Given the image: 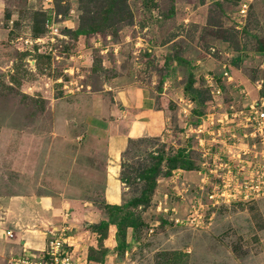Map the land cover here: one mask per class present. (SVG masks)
Here are the masks:
<instances>
[{
    "label": "rangeland",
    "instance_id": "obj_1",
    "mask_svg": "<svg viewBox=\"0 0 264 264\" xmlns=\"http://www.w3.org/2000/svg\"><path fill=\"white\" fill-rule=\"evenodd\" d=\"M239 1L127 0L132 16L76 35L77 0H0V196H59L68 200L64 216H77L83 227L87 212L108 218L103 202L118 193L126 201L141 183H119V192L118 183L108 186L104 129L118 117L143 116L130 109L145 92L154 108L145 112L144 135L130 138L123 150L124 171L134 175L151 162L152 151L170 153L180 146L197 166L190 176L175 169L157 179L155 207L146 213L138 208L148 227L127 236L134 246L124 257L133 262H121L122 256L117 264L264 259V195L228 198L242 191L236 179L239 184L251 177L254 187L264 185V144L234 136L232 128H243L246 114L235 122L227 117L264 97V53L257 49L264 46V0H252L248 14L238 17ZM102 5L89 2L93 11ZM40 11L49 20L34 37ZM224 37L230 41L220 45ZM224 66L226 79L220 75ZM208 73L217 76L219 93H213ZM190 74L195 84L211 85L213 95L196 125V104L183 93ZM118 126L115 131L126 129L123 121ZM226 162L229 167L220 165ZM194 212L203 217L185 224ZM173 251L182 256L173 257Z\"/></svg>",
    "mask_w": 264,
    "mask_h": 264
},
{
    "label": "crops",
    "instance_id": "obj_2",
    "mask_svg": "<svg viewBox=\"0 0 264 264\" xmlns=\"http://www.w3.org/2000/svg\"><path fill=\"white\" fill-rule=\"evenodd\" d=\"M141 98L138 100L140 101L139 104L135 101V109L130 110L143 114V116H128L129 118L127 121L123 118L126 116H123L122 120L118 117V119H115L114 122L110 121L107 128L104 129L107 154L105 181L108 186L110 183H118V192L119 189H121L119 184L121 182L118 179V174L121 168L120 158L124 152L123 150L126 149L129 138L144 135V130L147 126L146 118H144V116H146L145 112L152 111L154 108V100L148 93L146 94L143 92V96ZM261 99L264 100L262 97ZM142 101L143 104H140ZM245 109H248V107L246 106L244 110ZM114 112L115 111H113V113ZM122 121L126 129L123 130V132L120 130L115 131V128H118V125H120ZM232 129L236 135L240 133V135H243L247 132L249 126ZM117 141H119V143ZM180 170L181 175H184L185 177L190 176L193 172H195L193 170ZM108 190H110V187H107L105 192H108ZM118 195L119 197H117V199H111V201L106 200V202L120 203L121 194L118 193ZM106 198H108L107 194L105 195V199ZM159 198H162V196ZM65 200L66 199H61L59 196L48 195L47 193H15L10 194L9 197L0 196V264H11L10 260L15 257H25L31 259H38L40 257L46 258L45 249L49 238L47 229L50 227H60L67 223L69 225L68 232L73 235V252H81L87 258L88 249L90 247L98 249L99 235L97 231H92L86 226L83 227V225L78 223L80 218L77 216H74L73 218L71 217L72 220H69L64 216L63 211L67 207L66 201H68ZM74 215L77 214L75 213ZM85 217L86 218L82 217V220L85 219L87 224L95 223L96 221L105 218L97 215V212L94 211L87 212ZM7 231L11 232V236L7 235ZM114 232V226L110 225L107 237L102 239V246L107 249L106 254L100 260H87L89 264H117L120 262V258H118L116 252L113 250L115 245ZM128 233H131V229H128ZM130 242L132 244V241ZM132 246L134 245H131V247ZM127 253L128 250H125V255L122 257L124 259H121V262H125V260L133 262V260L124 257ZM261 257H259L260 259L256 258V264H264V259H261Z\"/></svg>",
    "mask_w": 264,
    "mask_h": 264
},
{
    "label": "trees",
    "instance_id": "obj_3",
    "mask_svg": "<svg viewBox=\"0 0 264 264\" xmlns=\"http://www.w3.org/2000/svg\"><path fill=\"white\" fill-rule=\"evenodd\" d=\"M102 1L103 5L101 10L93 11V9L89 7L90 0H77L78 10L81 11V14L79 16L78 26L73 30L74 34H87L90 33V31H96L100 28L105 29L106 27H109V20L111 18L116 17V20L118 18V20H121L125 16H132V12L128 7L127 0ZM242 1L243 0H240L238 4V17L241 16L240 5ZM251 2L252 0L249 1V8ZM218 4H221V2L218 1ZM58 13L62 15L61 12ZM39 15L40 17H38ZM48 20L49 14L42 11L37 14L36 19L33 22L34 37H39V35L44 31L43 23L44 21ZM229 41V37L221 38L220 45L225 43L228 44ZM257 49L264 53V46L260 45ZM225 70L226 68L224 66L223 70L221 69L220 71V75L226 79V76H224ZM207 75L212 78L214 87L221 91L217 76L215 77L214 74L210 73ZM183 91L184 95L187 96L191 102L196 104L193 109V113L195 112L198 115L197 119L194 121V124L196 125L199 123V118L206 114L203 107L206 104V99H208L210 94L213 96L212 88L208 83H206L204 87L195 84V79L192 74H190L183 86ZM248 103L249 101L245 104V108L246 106L248 107ZM238 109L240 110L243 108L238 107ZM149 155L151 162L145 163V165L140 168H136L134 170V175L126 173L124 169L125 167H128V165H125V163L121 162L118 179L124 184H130V182L137 180L139 183H141L139 193L137 195H133L126 201H122L121 199L120 203H108L106 201L103 202L104 208L109 215L108 218H104L96 221L95 223L86 225L88 229L95 232L97 231L99 235V248L94 249L90 247L88 249L87 260H100L106 254L107 249L102 246V239L107 237L110 225L114 226L115 228V245L113 250L116 252L118 258H121L125 250L130 249L132 245L130 242L131 240L128 241L127 238L128 229H131V233L133 235L143 226H145V228L148 227V224H145V218L143 219L141 216L140 210H145L146 213V211L149 212L151 211L152 207H155L156 201L153 202V195L157 185V179L162 176H169L175 169L193 170L197 166V164L191 159L190 152L185 146H180L175 151L170 153H165L164 150H155ZM146 207H149L150 210L146 209ZM138 208L140 210H138ZM171 254H173V257L174 255H177V258L182 256V253L176 251L171 252Z\"/></svg>",
    "mask_w": 264,
    "mask_h": 264
},
{
    "label": "built area",
    "instance_id": "obj_4",
    "mask_svg": "<svg viewBox=\"0 0 264 264\" xmlns=\"http://www.w3.org/2000/svg\"><path fill=\"white\" fill-rule=\"evenodd\" d=\"M249 1L250 0H243L241 2V14H246L248 8H249ZM39 38H37L38 40ZM211 86V85H210ZM213 86V85H212ZM216 90V91H215ZM220 91L217 88H214L213 93ZM229 114L228 119L238 120V117H241L242 115H245V123H243V127L249 126V129L243 136L249 135L251 136V139L253 141L258 140L262 144H264V100H260L259 102H252L248 104V109H235L232 112H227ZM234 136L236 135L233 132ZM225 145V143H224ZM255 145V143L251 142V146ZM247 149L243 152L246 153ZM248 164V160H246ZM223 165L225 168L229 167V164L226 162ZM231 167V166H230ZM229 169L227 168V172ZM264 179V176H263ZM231 180H235L231 177ZM253 179L251 177L248 178L247 181L245 179H241V183L238 184L237 179L234 181L235 184L238 185L240 188L241 193L236 192L234 196H232L230 192V196L228 198L235 199V196L240 195V197H246L244 199L247 200V198L253 199L254 196L258 195H264V185H256L254 187V184H252ZM249 188L255 190V193L251 192L252 190H249ZM245 190V192L243 191ZM224 195L223 192H219L218 195ZM209 199H214V194L208 195ZM239 199V198H238ZM241 199V198H240ZM233 201V200H232ZM231 202V201H230ZM157 208H161L160 203L158 204ZM165 211L166 208H163ZM162 210V211H163ZM193 211V210H192ZM203 216L198 213H190L186 219L185 224L191 225L195 224L197 222L198 218H202ZM183 219L181 218H174L175 223H183ZM54 230L49 231V238L47 242V247L45 249V255L46 258L40 257V258H25V257H15L10 260L11 264H88L86 256H84L81 252H73V235L68 232L69 227L67 225H62L60 227H53ZM7 235L11 236V232L7 231Z\"/></svg>",
    "mask_w": 264,
    "mask_h": 264
}]
</instances>
